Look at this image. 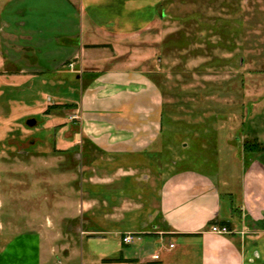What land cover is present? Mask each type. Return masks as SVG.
<instances>
[{
  "label": "crops",
  "instance_id": "obj_1",
  "mask_svg": "<svg viewBox=\"0 0 264 264\" xmlns=\"http://www.w3.org/2000/svg\"><path fill=\"white\" fill-rule=\"evenodd\" d=\"M166 2L5 0L16 4L23 21H0V41L6 39L5 28L17 26L9 36L10 57L3 51L0 59H69L79 100H64L51 109L71 112L80 121L77 131L68 120L51 123L49 110L48 120L53 118L50 123L60 132L59 142L66 144L59 150L66 152L86 140L113 160L106 170L96 167L105 172L97 176L100 180L91 176L82 186V194L95 197L101 191L106 197L94 198L89 211L84 199L80 206L90 212L94 225L108 231L82 230L80 236L112 233L122 242L130 234L133 241L122 242L127 248H115L112 258L100 254L89 264H264V137L253 133L252 143L260 150L252 152L244 149L243 141L231 144L236 166L230 172L225 168L222 186L212 175L180 171L176 161L166 162L163 156L164 142L173 133L165 129L161 93L144 65L160 59L155 32L162 26ZM38 16L43 18L33 19ZM71 63L76 67L71 69ZM30 65L28 70L16 67V77L40 71L39 63ZM111 130L123 139L112 143ZM147 139L145 147H134ZM163 177L173 182L171 189ZM196 205L200 206L193 211ZM212 227H226L229 234L213 232ZM43 235L31 230L0 239V264H49L53 255L44 247Z\"/></svg>",
  "mask_w": 264,
  "mask_h": 264
},
{
  "label": "rangeland",
  "instance_id": "obj_2",
  "mask_svg": "<svg viewBox=\"0 0 264 264\" xmlns=\"http://www.w3.org/2000/svg\"><path fill=\"white\" fill-rule=\"evenodd\" d=\"M164 8L162 26L155 32L160 59L144 65L161 93L164 118L169 120L163 121L165 129L173 133L164 142L163 156L166 162L176 161L180 171L212 175L222 186L225 168L230 172L236 166L231 144H252L253 133L264 137V0H167ZM16 9V4L0 0V21L22 22ZM38 17L33 19L43 18ZM16 28L8 26L6 39L1 37L0 52L8 57L9 36ZM68 60L0 59V239L42 232L44 247L53 255L49 264H89L91 258H112L115 248L127 247L112 233L80 236L82 230L100 229L90 221V212H83L82 200L89 211L93 200L106 197L101 191L95 197L82 194V186L91 176L97 181L105 172L96 167L106 170L113 160L94 146H84L89 156L78 160L59 150L66 144L59 142L60 132L51 123L80 120L63 109H50V123L53 118L44 113L47 103L50 108L79 100ZM33 62L39 63L38 73L16 77V67L28 70ZM154 133L155 128L150 135ZM109 137L112 143L123 139L115 130ZM148 141L134 147H145ZM163 180L171 189L173 182Z\"/></svg>",
  "mask_w": 264,
  "mask_h": 264
},
{
  "label": "flooded vegetation",
  "instance_id": "obj_3",
  "mask_svg": "<svg viewBox=\"0 0 264 264\" xmlns=\"http://www.w3.org/2000/svg\"><path fill=\"white\" fill-rule=\"evenodd\" d=\"M76 125H77L76 123L71 124V127H72V129H74V131L78 130ZM84 146L87 147V146H90V145H89V143H84L81 146L79 145L77 147H72L70 150H68L66 152L67 153L69 152L71 155H73L74 159H76V160L87 158V156H89V154H88V152H86L84 150ZM63 152H65V151H63Z\"/></svg>",
  "mask_w": 264,
  "mask_h": 264
},
{
  "label": "built area",
  "instance_id": "obj_4",
  "mask_svg": "<svg viewBox=\"0 0 264 264\" xmlns=\"http://www.w3.org/2000/svg\"><path fill=\"white\" fill-rule=\"evenodd\" d=\"M73 63L69 64V67H72ZM211 230L216 233H221V234H229V230L226 227L222 228H217V227H212ZM133 241V235H126L122 238L123 244L129 245ZM171 248H173V245H171ZM155 260L158 259V256L155 255Z\"/></svg>",
  "mask_w": 264,
  "mask_h": 264
},
{
  "label": "trees",
  "instance_id": "obj_5",
  "mask_svg": "<svg viewBox=\"0 0 264 264\" xmlns=\"http://www.w3.org/2000/svg\"><path fill=\"white\" fill-rule=\"evenodd\" d=\"M51 108H58V107H50V108H47L44 114H48V113H49V110H50ZM164 120H168V119H165V118H164ZM164 120H163V121H164ZM168 121H169V120H168ZM168 128H169V126H168ZM244 149H245L246 151H248V152H252V151H256V150H260L259 145H257L256 143H252V144H244Z\"/></svg>",
  "mask_w": 264,
  "mask_h": 264
}]
</instances>
